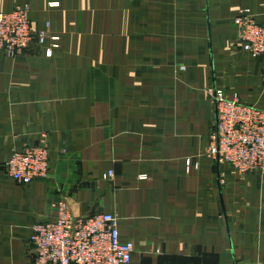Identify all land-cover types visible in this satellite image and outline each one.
Instances as JSON below:
<instances>
[{
    "label": "crops",
    "instance_id": "0c3cea01",
    "mask_svg": "<svg viewBox=\"0 0 264 264\" xmlns=\"http://www.w3.org/2000/svg\"><path fill=\"white\" fill-rule=\"evenodd\" d=\"M20 3L58 47L0 53V264L32 263V227L60 200L116 213L131 264H264V175L204 155L210 88L264 107L262 59L233 27L264 0H0V11ZM42 138L48 177L17 183L5 160Z\"/></svg>",
    "mask_w": 264,
    "mask_h": 264
},
{
    "label": "built area",
    "instance_id": "2783aa9c",
    "mask_svg": "<svg viewBox=\"0 0 264 264\" xmlns=\"http://www.w3.org/2000/svg\"><path fill=\"white\" fill-rule=\"evenodd\" d=\"M233 27L240 49L262 59L260 81L264 88V10L256 14L249 8L241 9ZM37 43L46 46L49 56L58 47V37L34 28L27 3L0 11V53L15 57ZM209 93L215 105L207 155L239 173H264V108L244 102L237 92L229 96L214 87ZM49 160L48 143L42 138L34 145L13 149L4 167L17 183L27 185L48 177ZM190 166V160H186V169ZM112 175L109 170L107 177ZM118 219L111 211L77 215L60 200L53 220L38 221L32 227L31 264H131L135 245L120 237Z\"/></svg>",
    "mask_w": 264,
    "mask_h": 264
},
{
    "label": "rangeland",
    "instance_id": "374dc122",
    "mask_svg": "<svg viewBox=\"0 0 264 264\" xmlns=\"http://www.w3.org/2000/svg\"><path fill=\"white\" fill-rule=\"evenodd\" d=\"M28 4V3H27ZM29 5V4H28ZM29 10H30V6H29ZM246 54V53H245ZM247 56H249V55H247ZM250 57V56H249ZM217 88H220V87H217ZM220 89H222V88H220ZM225 93H227L226 91H224ZM232 93H230V94H226V95H231ZM240 95V94H239ZM242 99V98H241ZM244 102H246V103H249V104H254V105H257V106H260L259 104H256V103H254V102H248V101H245L244 99H242ZM213 105H215L214 104V102H213ZM260 107H262V106H260ZM264 108V107H263ZM209 132V131H208ZM207 147H208V144H207ZM207 147H206V149H207ZM206 149H205V151H204V155L205 156H207L208 158H210L208 155H207V152H206ZM211 160V159H210ZM217 162V161H216ZM217 163H219V162H217ZM237 174H240V175H242V174H247V173H239V172H237V171H235ZM250 173H258V174H260V175H264V173H261V172H250Z\"/></svg>",
    "mask_w": 264,
    "mask_h": 264
}]
</instances>
